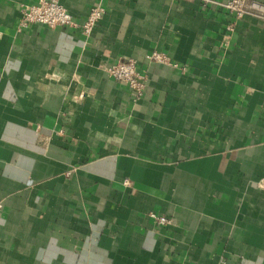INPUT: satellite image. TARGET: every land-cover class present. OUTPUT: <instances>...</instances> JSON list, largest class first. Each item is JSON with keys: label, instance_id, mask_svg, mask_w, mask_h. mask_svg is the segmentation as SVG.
Masks as SVG:
<instances>
[{"label": "crops", "instance_id": "0c3cea01", "mask_svg": "<svg viewBox=\"0 0 264 264\" xmlns=\"http://www.w3.org/2000/svg\"><path fill=\"white\" fill-rule=\"evenodd\" d=\"M60 1L105 14L20 30L38 0H0V264H264V17ZM128 58L138 99L106 71Z\"/></svg>", "mask_w": 264, "mask_h": 264}, {"label": "built area", "instance_id": "2783aa9c", "mask_svg": "<svg viewBox=\"0 0 264 264\" xmlns=\"http://www.w3.org/2000/svg\"><path fill=\"white\" fill-rule=\"evenodd\" d=\"M237 18L248 13H260L264 17V5L254 0H229L220 3ZM105 14V8L97 4L93 6L87 18L81 23L66 8L60 0H38L36 3L22 5L19 16V29L29 28L33 24H42L47 27L80 26L84 34H90L98 21ZM150 59L158 62H167L168 57L161 52L154 51ZM107 73L117 81L124 83L133 97L139 98L143 94L144 76L138 71V62L135 59H120L106 68ZM158 223L166 224L170 219L164 215L151 214Z\"/></svg>", "mask_w": 264, "mask_h": 264}]
</instances>
